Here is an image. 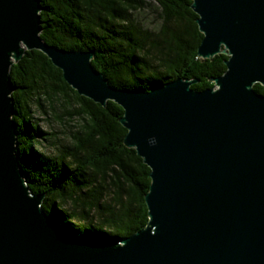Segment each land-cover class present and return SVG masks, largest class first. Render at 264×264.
<instances>
[{
    "label": "water",
    "instance_id": "obj_1",
    "mask_svg": "<svg viewBox=\"0 0 264 264\" xmlns=\"http://www.w3.org/2000/svg\"><path fill=\"white\" fill-rule=\"evenodd\" d=\"M201 59L225 71L196 91L175 78L116 88L93 52L45 43L40 0H0V264H264V0H192ZM42 52L79 96L120 106L123 144L150 172L147 223L120 240L79 235L41 210L16 154L9 70Z\"/></svg>",
    "mask_w": 264,
    "mask_h": 264
},
{
    "label": "trees",
    "instance_id": "obj_2",
    "mask_svg": "<svg viewBox=\"0 0 264 264\" xmlns=\"http://www.w3.org/2000/svg\"><path fill=\"white\" fill-rule=\"evenodd\" d=\"M191 3L40 0L39 36L60 49L93 52V68L113 87L148 90L180 77L197 79L190 88L201 91L225 71L227 56L198 57L202 34ZM149 8L155 15L152 26L140 18ZM9 77L18 163L29 192L44 194L42 212L79 235L105 232L120 240L142 229L147 223L144 194L150 170L123 144L122 108L112 101L102 107L79 96L37 50L25 51L11 65ZM253 89L264 94L258 83ZM55 102L60 104V120L74 122L75 130L50 154L41 146L52 143L55 133L39 127L34 111H55ZM95 217L97 223H92Z\"/></svg>",
    "mask_w": 264,
    "mask_h": 264
},
{
    "label": "rangeland",
    "instance_id": "obj_3",
    "mask_svg": "<svg viewBox=\"0 0 264 264\" xmlns=\"http://www.w3.org/2000/svg\"><path fill=\"white\" fill-rule=\"evenodd\" d=\"M140 18L149 26H152L155 23L154 11L150 8L142 11ZM54 107L56 110H49L47 114L36 111V109L34 111V117L40 120L39 127L47 132L55 133V137L51 140L52 143H44V146H41L43 152L50 154L56 153L58 148L65 145L69 140L70 132L75 130L74 122H68L65 119L62 121L60 120L59 117L62 114L59 109L60 104L55 102ZM96 218L97 217H95V220H93L92 223H97Z\"/></svg>",
    "mask_w": 264,
    "mask_h": 264
},
{
    "label": "flooded vegetation",
    "instance_id": "obj_4",
    "mask_svg": "<svg viewBox=\"0 0 264 264\" xmlns=\"http://www.w3.org/2000/svg\"><path fill=\"white\" fill-rule=\"evenodd\" d=\"M103 237H107L108 238V236H107V234L105 233V232H101L100 233Z\"/></svg>",
    "mask_w": 264,
    "mask_h": 264
}]
</instances>
